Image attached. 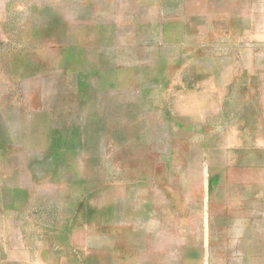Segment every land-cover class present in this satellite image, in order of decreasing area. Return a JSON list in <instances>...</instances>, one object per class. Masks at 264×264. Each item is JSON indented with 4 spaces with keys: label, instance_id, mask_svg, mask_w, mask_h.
Listing matches in <instances>:
<instances>
[{
    "label": "rangeland",
    "instance_id": "374dc122",
    "mask_svg": "<svg viewBox=\"0 0 264 264\" xmlns=\"http://www.w3.org/2000/svg\"><path fill=\"white\" fill-rule=\"evenodd\" d=\"M256 2L0 0V193L28 221L0 264H87L105 207L170 264H264ZM70 221L76 258L41 248Z\"/></svg>",
    "mask_w": 264,
    "mask_h": 264
},
{
    "label": "crops",
    "instance_id": "0c3cea01",
    "mask_svg": "<svg viewBox=\"0 0 264 264\" xmlns=\"http://www.w3.org/2000/svg\"><path fill=\"white\" fill-rule=\"evenodd\" d=\"M250 7L258 10L259 20L261 19V21L258 22L259 28L256 37L258 41H264V0H257L256 4L253 3V5L248 3V8ZM15 203L18 202L13 200L8 206L5 204L4 195L0 193V226L2 228H6L11 217L13 218L11 221L15 226L19 227L21 224L28 223L27 213L24 212V209L20 210L18 206L13 207L16 205ZM105 208L96 212L98 219L97 231H99L97 235L100 242L104 240L107 241V244L102 245L99 243L96 250L94 246L85 245L84 257L88 260L87 264H170L169 247H166L165 252L163 249H160V252H154L153 235L148 228H141L145 226L137 227L133 221L132 223L128 220L131 216L129 217L127 213H124V219L115 221L114 218L116 219L117 212ZM12 214H15V216ZM89 222H85V230L91 228ZM64 226L70 228L71 234L74 232V224L71 221L64 223V225H51V223H48L42 226L41 234H39L36 241L41 243L42 249L51 250V254L56 253L59 249L68 250L69 256L76 258L77 253L74 250H81L83 247L74 246L73 241H67L60 235L58 228H64ZM81 228L83 229L84 226H81ZM60 243L61 246H59ZM54 250L56 251L52 252Z\"/></svg>",
    "mask_w": 264,
    "mask_h": 264
}]
</instances>
